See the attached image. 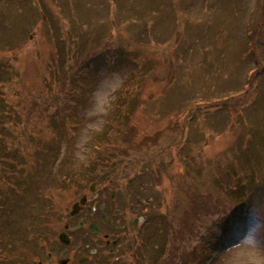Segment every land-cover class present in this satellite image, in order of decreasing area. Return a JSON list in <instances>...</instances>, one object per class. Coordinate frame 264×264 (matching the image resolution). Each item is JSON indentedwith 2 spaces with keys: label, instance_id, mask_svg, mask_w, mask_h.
Listing matches in <instances>:
<instances>
[{
  "label": "rangeland",
  "instance_id": "374dc122",
  "mask_svg": "<svg viewBox=\"0 0 264 264\" xmlns=\"http://www.w3.org/2000/svg\"><path fill=\"white\" fill-rule=\"evenodd\" d=\"M97 143L158 230L141 264H264V0H0L1 252ZM185 192L214 209L174 245Z\"/></svg>",
  "mask_w": 264,
  "mask_h": 264
},
{
  "label": "flooded vegetation",
  "instance_id": "af4514ba",
  "mask_svg": "<svg viewBox=\"0 0 264 264\" xmlns=\"http://www.w3.org/2000/svg\"><path fill=\"white\" fill-rule=\"evenodd\" d=\"M92 175L41 209L24 238L5 242L10 251H0V264H141V192L134 198L110 171Z\"/></svg>",
  "mask_w": 264,
  "mask_h": 264
},
{
  "label": "trees",
  "instance_id": "16d2710c",
  "mask_svg": "<svg viewBox=\"0 0 264 264\" xmlns=\"http://www.w3.org/2000/svg\"><path fill=\"white\" fill-rule=\"evenodd\" d=\"M7 109L8 107H5V110ZM115 124L116 122H111L106 125H110L114 128ZM130 132L132 131H129L128 135H126L124 138L126 142H131ZM223 182L226 183V181H223ZM198 196L199 195H195V194L190 195L189 192H185L182 195L183 200L178 198L172 202L173 212L171 215V219L168 221V224H169V228L171 224V230H172V235H173L172 241L174 245L180 243V240L183 239V237L186 238L187 235L191 234L193 230V223H194L195 218H199L200 216H205L209 213L210 210L214 209V207L212 206L209 207L205 204L206 198H202L203 196L201 195L200 197ZM212 214H215V213H212ZM212 214H209V215H212ZM224 214L225 212L222 211L221 216H223ZM232 214H233V211H230L229 213L225 214L223 218L224 219L230 218ZM220 221L221 220L219 219V220H216L215 222L218 223ZM174 225H176V227ZM200 239H202V237ZM171 246L175 247L173 245ZM193 254H194V251H193ZM173 256L170 254V257L172 258L171 259L172 263L177 259L176 255H173Z\"/></svg>",
  "mask_w": 264,
  "mask_h": 264
}]
</instances>
